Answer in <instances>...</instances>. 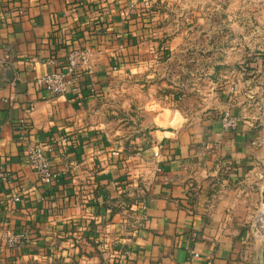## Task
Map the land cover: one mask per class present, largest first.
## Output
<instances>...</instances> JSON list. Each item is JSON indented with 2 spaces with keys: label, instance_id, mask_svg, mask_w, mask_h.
Returning <instances> with one entry per match:
<instances>
[{
  "label": "crops",
  "instance_id": "0c3cea01",
  "mask_svg": "<svg viewBox=\"0 0 264 264\" xmlns=\"http://www.w3.org/2000/svg\"><path fill=\"white\" fill-rule=\"evenodd\" d=\"M221 12L218 0H0V264H263L264 55L246 76L218 70ZM195 38L212 66L197 83L182 65ZM81 45L92 60L75 92L36 84ZM122 192L138 203L110 214ZM24 230L29 243L6 245Z\"/></svg>",
  "mask_w": 264,
  "mask_h": 264
},
{
  "label": "rangeland",
  "instance_id": "374dc122",
  "mask_svg": "<svg viewBox=\"0 0 264 264\" xmlns=\"http://www.w3.org/2000/svg\"><path fill=\"white\" fill-rule=\"evenodd\" d=\"M219 3L223 8L221 13L229 10L230 15L222 18L224 28L221 31L218 29V52L221 53L218 54V65L223 66V71L236 70L242 64L240 59L246 49L262 53V56L264 54V0H218ZM197 41L193 39L191 47L187 46L182 52V65H185L192 82L196 81L204 68L208 71L212 67L208 62H201L205 54L202 52L204 46L198 45Z\"/></svg>",
  "mask_w": 264,
  "mask_h": 264
},
{
  "label": "built area",
  "instance_id": "2783aa9c",
  "mask_svg": "<svg viewBox=\"0 0 264 264\" xmlns=\"http://www.w3.org/2000/svg\"><path fill=\"white\" fill-rule=\"evenodd\" d=\"M264 55V54H263ZM92 60V51L87 47L74 49L67 53L65 66L61 70L51 71L36 80L39 87H43L52 95H61L68 92H75L77 87L75 79L80 70L89 66ZM263 75H264V71ZM264 91V88H263ZM257 106L259 119L264 122V94L262 105ZM222 126L225 129L233 128L238 122V117L228 112H224L221 117ZM24 124L23 121H21ZM27 162L33 168L41 184L49 185L58 179L59 174L51 168L48 158L42 153L38 146L26 144L23 149ZM7 175L3 174L1 179L4 180ZM16 196L14 200H18ZM254 233L260 239H264V204L261 203L252 223ZM30 236L27 230L8 231L5 237V243L8 247L18 248L24 243H29Z\"/></svg>",
  "mask_w": 264,
  "mask_h": 264
},
{
  "label": "trees",
  "instance_id": "16d2710c",
  "mask_svg": "<svg viewBox=\"0 0 264 264\" xmlns=\"http://www.w3.org/2000/svg\"><path fill=\"white\" fill-rule=\"evenodd\" d=\"M142 12H145V11H142ZM222 18H225V14L218 13V22H221ZM222 29H220L219 31H221ZM150 30H151V28H150ZM95 32L96 33H101L103 31L100 28L98 30H95ZM168 38H169L168 36L164 35L162 38L158 39L157 59L160 62L161 61H166L168 59V57H169V48H168V40L169 39ZM219 45H222V44L219 43ZM84 46L85 45H81V46H79L77 48H73L71 50L81 49ZM257 58H262V53H259V52L258 53L257 52H250L249 50L246 49V52L242 56V59H241L242 60L241 61L242 64L239 65L237 67V69H236L237 72L238 73H241L244 76H246L245 75L246 73L251 72L252 69H254L253 66H252V64L255 62V60ZM55 62L57 63V61H55ZM64 63H63V66L62 67L65 66ZM59 67H61V64H60ZM222 69H223V66L218 65V70H222ZM137 201L138 200H136V199L129 198V196L127 195V193L122 192V193H120L117 196L109 197L108 201H106V203L105 202L103 203L104 204L103 206L106 207V209L109 211L110 214H113V213H117V212L121 211L124 208L127 209V210H129V208H130L131 205H133V204L135 205V204L138 203ZM90 243L97 249V251H99L98 246L101 244L100 242L91 240ZM113 264H117V263H113Z\"/></svg>",
  "mask_w": 264,
  "mask_h": 264
},
{
  "label": "water",
  "instance_id": "95a60500",
  "mask_svg": "<svg viewBox=\"0 0 264 264\" xmlns=\"http://www.w3.org/2000/svg\"><path fill=\"white\" fill-rule=\"evenodd\" d=\"M263 71H264V66H263ZM262 197H263L262 203L264 204V193L262 194ZM261 253H262L263 264H264V239H263V242H262V251H261Z\"/></svg>",
  "mask_w": 264,
  "mask_h": 264
}]
</instances>
